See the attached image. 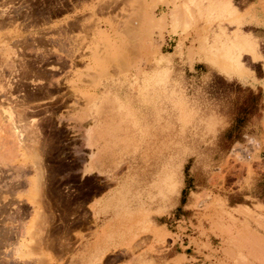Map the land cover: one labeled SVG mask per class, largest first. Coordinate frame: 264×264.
<instances>
[{
	"label": "rangeland",
	"instance_id": "1",
	"mask_svg": "<svg viewBox=\"0 0 264 264\" xmlns=\"http://www.w3.org/2000/svg\"><path fill=\"white\" fill-rule=\"evenodd\" d=\"M262 26L264 0H0V264H66V211L113 186L150 205L108 264H264V86L234 77Z\"/></svg>",
	"mask_w": 264,
	"mask_h": 264
},
{
	"label": "crops",
	"instance_id": "2",
	"mask_svg": "<svg viewBox=\"0 0 264 264\" xmlns=\"http://www.w3.org/2000/svg\"><path fill=\"white\" fill-rule=\"evenodd\" d=\"M254 26L261 25L256 23ZM263 27L264 26L260 28ZM235 31H237V29H235L234 32ZM171 41L177 42L178 39L169 37L166 40V47L170 49L172 48L174 51H168L164 53V55L169 56L171 60L179 61V55L176 53V48L179 45L178 43L174 46L169 44ZM247 45L250 46V43L248 42ZM258 61L261 62L260 64L264 72L263 59ZM242 72H244L242 76L235 75L234 77H238L242 80H248L246 85L251 88L264 86V76L259 77L254 69L249 71L246 67H244V71L242 70ZM103 169L104 168L99 161L96 165L87 161V164L83 168V174L86 178H89L95 174H99V170L103 172ZM108 180L110 183L111 181L109 178L106 182ZM107 188L108 189L106 191L101 193L86 194L82 201H80L77 205L75 212L72 213L70 210L66 211L65 236L67 243L64 251L57 250L58 254L63 253L66 264H108V260L112 257V255H117V253L122 251L125 246L130 243L133 235L137 233L138 230L136 227V220L142 218L141 214H148V210L146 209L149 203L146 202H143V205H139V203H127V199H125V203L118 204L117 206L114 201V196H117L115 187L113 186ZM111 199L112 202L110 201ZM149 199L152 200L151 197ZM261 206L264 207V203L261 204ZM119 207L124 209L126 208L133 214L131 222H126L125 220L118 221L116 219V210ZM178 255L188 256L184 253H178ZM100 256L102 257V260L99 263L98 259ZM130 261H132V256L128 255V259L122 261L120 264H126Z\"/></svg>",
	"mask_w": 264,
	"mask_h": 264
},
{
	"label": "trees",
	"instance_id": "3",
	"mask_svg": "<svg viewBox=\"0 0 264 264\" xmlns=\"http://www.w3.org/2000/svg\"><path fill=\"white\" fill-rule=\"evenodd\" d=\"M190 166H189V164L186 166V168H185V173H186V177H187V179H186V182H189L190 181V177H189V168ZM187 189H188V187H186V189L185 190H183V192H182V197H181V203H182V205H184L185 203H186V191H187Z\"/></svg>",
	"mask_w": 264,
	"mask_h": 264
},
{
	"label": "bare ground",
	"instance_id": "4",
	"mask_svg": "<svg viewBox=\"0 0 264 264\" xmlns=\"http://www.w3.org/2000/svg\"><path fill=\"white\" fill-rule=\"evenodd\" d=\"M81 25H83V23H82ZM81 25H79V26H81ZM85 27H86V26H85ZM85 27H84V28H85ZM85 29H86V28H85ZM127 29H131V28H128V27H127ZM123 31H124V30H123ZM124 32H125V31H124ZM131 32H132V31H131ZM127 33L129 34V32H127ZM132 33H134V32H132ZM138 36H139V35H138ZM134 40H135V39H134ZM21 119H22V118H21ZM236 156H237V155H236ZM39 170H40V169H39ZM41 179H42V178H41Z\"/></svg>",
	"mask_w": 264,
	"mask_h": 264
}]
</instances>
